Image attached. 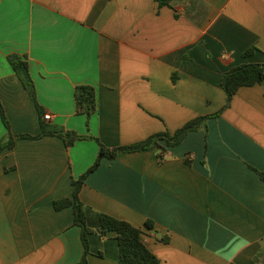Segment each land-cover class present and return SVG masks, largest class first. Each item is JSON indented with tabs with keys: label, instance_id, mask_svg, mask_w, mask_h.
Instances as JSON below:
<instances>
[{
	"label": "crops",
	"instance_id": "crops-1",
	"mask_svg": "<svg viewBox=\"0 0 264 264\" xmlns=\"http://www.w3.org/2000/svg\"><path fill=\"white\" fill-rule=\"evenodd\" d=\"M10 54L27 58L43 114ZM252 63H264V0H0V100L15 135L38 134L44 120L113 148L175 132L220 110L222 75ZM80 84L97 91L90 118L76 112ZM208 125L207 134L193 131L167 148L162 163L158 148L104 159L80 198L142 228L161 264H259L264 81L240 88ZM6 134L0 115V140ZM98 153L94 140L68 148L56 136L21 139L0 153V264L81 261L73 208L54 203L72 196L73 180ZM89 264L120 263L90 256Z\"/></svg>",
	"mask_w": 264,
	"mask_h": 264
},
{
	"label": "trees",
	"instance_id": "trees-1",
	"mask_svg": "<svg viewBox=\"0 0 264 264\" xmlns=\"http://www.w3.org/2000/svg\"><path fill=\"white\" fill-rule=\"evenodd\" d=\"M171 0H157L160 7L169 5ZM258 48L252 46L244 52L248 57L255 53ZM13 70L16 72L24 87L27 89L32 99L36 102L38 110L43 114V108L37 100L36 85L30 71V65L25 56L20 54H10L7 57ZM264 81V63L242 64L231 68L225 72L221 78V86L226 93L224 106L215 113L197 116L186 122L175 132L163 131L153 134L132 145L118 146L110 148L99 138L93 135H80L73 130L65 129L60 126H49L44 120L41 122V131L36 134H18L12 132L11 124L7 118L5 108L0 100V115L7 129L6 136L0 140V153L6 149L15 147L17 141L21 139H41L45 136H56L61 138L69 148L80 140H94L98 143L99 153L94 164L78 179L73 180V194L71 197L55 201L54 208L59 211L64 208L72 207L74 212V224L81 229V239L83 243V256L78 264H89L90 256L108 258L118 261L120 264H161L160 259L147 247L142 240L143 229L132 225L126 220L115 218L106 213L94 210L86 205L80 198L81 190L87 178L94 173L104 159L114 161L120 153H134L158 148L159 163L165 159L167 148L177 147L184 142L189 133L202 131L208 133V121L218 118L225 110L231 107L236 93L242 87H251L261 84ZM75 101L77 114L86 115L90 118L98 110L97 91L91 84H80L75 89ZM190 163L189 160H187ZM256 170V169H255ZM264 180V173L256 170ZM154 222L147 220L145 227L154 229ZM168 243V237L161 239ZM261 252L255 258V262L262 263Z\"/></svg>",
	"mask_w": 264,
	"mask_h": 264
},
{
	"label": "built area",
	"instance_id": "built-area-1",
	"mask_svg": "<svg viewBox=\"0 0 264 264\" xmlns=\"http://www.w3.org/2000/svg\"><path fill=\"white\" fill-rule=\"evenodd\" d=\"M44 119L45 120H50L51 119V115L50 114H45Z\"/></svg>",
	"mask_w": 264,
	"mask_h": 264
}]
</instances>
